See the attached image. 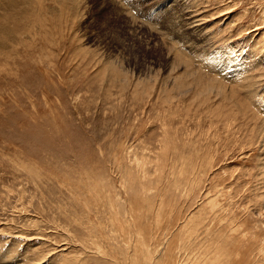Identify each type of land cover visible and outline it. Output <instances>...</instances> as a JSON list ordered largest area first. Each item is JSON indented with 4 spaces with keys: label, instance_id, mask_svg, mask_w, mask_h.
Wrapping results in <instances>:
<instances>
[{
    "label": "rangeland",
    "instance_id": "obj_1",
    "mask_svg": "<svg viewBox=\"0 0 264 264\" xmlns=\"http://www.w3.org/2000/svg\"><path fill=\"white\" fill-rule=\"evenodd\" d=\"M20 1L0 264H264V0Z\"/></svg>",
    "mask_w": 264,
    "mask_h": 264
},
{
    "label": "bare ground",
    "instance_id": "obj_2",
    "mask_svg": "<svg viewBox=\"0 0 264 264\" xmlns=\"http://www.w3.org/2000/svg\"><path fill=\"white\" fill-rule=\"evenodd\" d=\"M30 2H31V0H30ZM26 3H27V1H26ZM22 4H24V3L20 0H0V49L4 48L1 46L2 44H6L9 40L13 39V37H11V35H12V33H15L16 30L18 29L19 24L16 21H14L12 13H14L18 10L20 12V9H22L21 8ZM19 14H21V13H19ZM17 19H19V18H17Z\"/></svg>",
    "mask_w": 264,
    "mask_h": 264
}]
</instances>
